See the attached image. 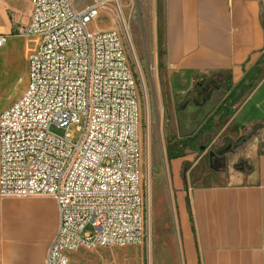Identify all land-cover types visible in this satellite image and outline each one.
Wrapping results in <instances>:
<instances>
[{"label": "crops", "instance_id": "0c3cea01", "mask_svg": "<svg viewBox=\"0 0 264 264\" xmlns=\"http://www.w3.org/2000/svg\"><path fill=\"white\" fill-rule=\"evenodd\" d=\"M74 1L82 9L97 0ZM129 2L121 1L124 19L141 43L139 22L143 37L155 45L156 62L162 60L172 74L189 76L188 85L215 74L213 90L196 94L198 99L204 93L202 102L190 98L180 108L174 100L168 105L167 135H191L210 116L223 118L216 139L235 125L225 134L231 147L219 153L237 154L227 163H205L212 144L166 157L169 169L162 181L169 204L165 216L153 209V227L156 220L155 228L169 234L178 264H264V0H132L138 17ZM31 13V0H0V34L6 35L0 45V113L28 86L39 38L19 30ZM229 94L230 114L225 109L216 114ZM250 102L262 119L241 128L235 120ZM233 139L242 142L232 145ZM59 225L52 196L0 197V264H45Z\"/></svg>", "mask_w": 264, "mask_h": 264}, {"label": "built area", "instance_id": "2783aa9c", "mask_svg": "<svg viewBox=\"0 0 264 264\" xmlns=\"http://www.w3.org/2000/svg\"><path fill=\"white\" fill-rule=\"evenodd\" d=\"M31 3L30 21L19 31L39 43L26 91L0 113V197L56 200L60 225L45 264H69L68 252L81 248L141 244L149 211L140 190L137 79L121 32L88 29L107 5L121 17L123 4ZM5 40L0 34V45Z\"/></svg>", "mask_w": 264, "mask_h": 264}, {"label": "rangeland", "instance_id": "374dc122", "mask_svg": "<svg viewBox=\"0 0 264 264\" xmlns=\"http://www.w3.org/2000/svg\"><path fill=\"white\" fill-rule=\"evenodd\" d=\"M129 4L134 15L138 17V9L133 6L132 0ZM126 7L124 5V8ZM124 15L125 13L119 17L111 5H107L105 10L88 24V29L93 31L95 29H108L113 26L121 32L129 63L137 79L140 105V190L145 197V209L149 211L148 239L141 244L130 243L124 246L96 247L93 249L81 248L74 252H68L69 264H178L177 261H179L175 258L173 243L169 234L162 228H155L158 226L156 220L153 227L152 218L153 209L157 214L162 213L165 216L164 210H166V204H169L167 188L162 180L166 179V173L169 169V163L166 161V147L176 140V135L169 137L166 133L168 105H172L171 102L177 93H183L179 90L187 89V79L190 77L172 74L162 60L156 62L153 55L155 45L150 43L149 39L146 41V38L143 37L142 27L137 22L139 35L141 34L140 43L132 26L124 19ZM158 50L159 57H162L161 48ZM214 80L215 74L208 75L204 79L197 77V82H201L203 85L213 86ZM200 89L201 87H194L191 91L198 93ZM191 96L192 94L183 100L180 98L177 107L180 108L189 103ZM203 96L204 93L200 92V98L197 100L202 102L201 97ZM260 113V109L250 102L237 116L235 123L241 128H249L251 120L262 119ZM234 128L235 125L231 124L218 139L214 133L208 144H212V148L215 149L216 147H223L226 144V139L229 138L226 135ZM55 131L61 133L60 130L55 129ZM69 133L73 140L79 139L81 135V131L75 124L69 127ZM233 140L234 144L232 143V145L239 142V140ZM230 143L231 141L228 142V144ZM235 156H237L235 152L222 155L217 150L212 149L206 154L204 161L219 166L222 162L227 163L229 159L235 158Z\"/></svg>", "mask_w": 264, "mask_h": 264}, {"label": "trees", "instance_id": "16d2710c", "mask_svg": "<svg viewBox=\"0 0 264 264\" xmlns=\"http://www.w3.org/2000/svg\"><path fill=\"white\" fill-rule=\"evenodd\" d=\"M231 96L232 94H229L227 98L219 105L216 114L222 109L226 110V115L230 114L229 108L232 104L230 103ZM222 122L223 118H220L218 121H216L214 120L213 116H210L194 135L177 138L174 142L169 144L166 147L167 158L171 159L183 156L185 149L188 147L202 151L211 140L213 134L217 131L218 124H222ZM241 142L242 140L238 144Z\"/></svg>", "mask_w": 264, "mask_h": 264}, {"label": "flooded vegetation", "instance_id": "af4514ba", "mask_svg": "<svg viewBox=\"0 0 264 264\" xmlns=\"http://www.w3.org/2000/svg\"><path fill=\"white\" fill-rule=\"evenodd\" d=\"M214 84H215V82L213 83V86H214ZM213 86H210V85H203L201 82H197V77H195L194 79H193V82L192 83H190V85H188V87H187V89H184V90H179L180 92L181 91H183V93L181 92V93H177V96H175V98H174V102L176 103V105H178L179 104V100H180V98H182V100L185 98V97H189L191 94H192V96L190 97V98H195V100H197V93H192V91H191V89L192 88H194V87H201V91H202V89L203 88H208V90H210L211 88H213ZM199 90V91H200ZM207 89H206V91H203V92H207L208 91ZM179 91H177V92H179ZM181 95V96H180ZM200 129V128H199ZM198 129V130H199ZM197 130V131H198ZM196 131V132H197ZM195 132V133H196ZM195 133H193V134H191V136L192 135H194ZM188 136H190V135H188ZM180 138V137H179ZM226 145H228L227 143L225 144V145H223V146H226ZM209 146V144H207V146L203 149V150H205V149H207V147ZM213 146L211 145L210 147H209V149L210 150H217L218 151V149L220 148V147H216V149L215 148H212ZM231 147V146H230ZM189 148V147H188ZM187 149V148H186ZM190 150H193V151H198V150H195V149H192V148H189ZM198 152H201V151H198Z\"/></svg>", "mask_w": 264, "mask_h": 264}, {"label": "water", "instance_id": "95a60500", "mask_svg": "<svg viewBox=\"0 0 264 264\" xmlns=\"http://www.w3.org/2000/svg\"><path fill=\"white\" fill-rule=\"evenodd\" d=\"M230 146H231V145L228 144V145H226V146L220 147V148L218 149L217 152H218V153H223L224 151L228 150Z\"/></svg>", "mask_w": 264, "mask_h": 264}]
</instances>
